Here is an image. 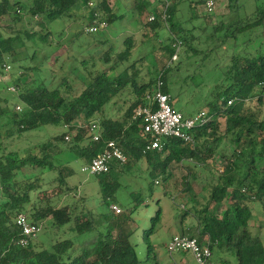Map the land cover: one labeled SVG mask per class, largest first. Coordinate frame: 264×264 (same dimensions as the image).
Here are the masks:
<instances>
[{"label": "trees", "instance_id": "1", "mask_svg": "<svg viewBox=\"0 0 264 264\" xmlns=\"http://www.w3.org/2000/svg\"><path fill=\"white\" fill-rule=\"evenodd\" d=\"M169 1L165 20L157 15L162 2L134 0L130 8L136 13V30L143 33L142 39L159 38L161 29L169 32L168 44L158 48L160 56L171 60L176 53L173 46L179 43V50L184 47L185 53L191 56H218L221 47L231 52L225 55L230 58L219 71L220 81L214 99L199 111H206L208 123L192 132V145L165 139L161 153H142L147 137L140 135L141 123L133 120V110L146 105L145 96L155 89L158 79L163 82L160 91L165 95L170 92L166 70H155V77L143 83L141 73L147 66L145 58L128 63L136 46L133 36L126 37L117 52H113L112 47L100 55L104 68L95 69L93 64L95 70L88 72L86 78L65 77L51 90L36 84L27 75L37 68L23 67L14 79V92L7 89L17 103L9 108L7 101L0 97V130L6 133L5 139L13 132L23 135L45 127L62 128V132L35 147L0 157V264H162L159 244L151 240L162 220L159 201L155 202L158 207L147 231L139 226L138 210L142 206L148 209L146 198H141L140 194H130L134 198L132 207L123 214H113L109 210L110 218L92 212L76 214L72 205L58 203L71 190L65 185L67 176L73 173L69 165L74 161H80L83 167L90 164L109 141L116 143L127 161L124 165L111 164L109 173L97 176L107 207L112 205L110 201L118 188V178L144 160L150 179L149 196L160 179L164 187L171 185L164 192L170 196L172 205L186 207L181 210L180 220L183 222L187 218L190 222L186 226L182 223L179 236L195 239L200 248H208L210 253L215 247L224 250L237 264H264V241L250 231L252 202L261 207L264 216V5L239 17L235 12L242 5H237V0H215L214 12L206 14L210 16L207 22L213 26L212 32L200 39V36H188L190 31L182 36L176 33L172 22L175 3L170 6ZM205 2L197 0L203 8ZM108 3L109 0L95 3L91 0H0V75H5L9 59L26 54L25 60H33L34 52L28 53L26 44L39 40L47 45L52 36L50 24L57 20H82L84 34L93 23L104 21L107 28L97 33H107L110 22L117 20L116 7ZM154 4H158L155 10ZM218 4H223L227 14L215 13ZM150 15L155 16L152 22L148 21ZM4 18L11 20V26H1ZM210 19L218 25L210 24ZM93 34L96 33L86 35ZM97 43L103 47L108 45L106 40ZM124 63L128 65L117 73L116 69ZM123 92L134 96L132 103L121 118L108 117L106 106ZM170 98V105L175 109ZM17 107L21 111H17ZM220 118L224 120V131L220 129ZM93 122L98 125L100 138L97 142L91 140L88 130ZM215 157L225 163L223 170L214 176L207 168ZM173 164L186 169L180 190L173 180ZM50 173H57V177L46 183L45 175ZM200 174L204 178L206 175L202 194L207 197L201 196L206 203L198 208L200 196L195 194L191 183H203ZM178 199L180 202L176 205ZM224 202L221 213L209 210L211 204ZM19 214L25 215L30 225L39 230L36 239L26 248L17 245L21 231L14 219ZM99 217L102 224L97 223ZM129 224L135 226L132 231H128ZM49 228L56 233L67 229L77 238L93 235L94 240L78 244L64 237L52 239ZM42 231L47 233V239L38 241ZM142 243L146 250L144 259L138 252Z\"/></svg>", "mask_w": 264, "mask_h": 264}, {"label": "rangeland", "instance_id": "2", "mask_svg": "<svg viewBox=\"0 0 264 264\" xmlns=\"http://www.w3.org/2000/svg\"><path fill=\"white\" fill-rule=\"evenodd\" d=\"M24 2V0H19ZM96 2L98 0H91ZM134 0H109L111 7L115 6L117 9L116 18L112 20L109 25L107 33L99 32L93 35L84 34V27L82 20H70L63 18L50 24V30L52 36L49 38L47 45L42 44L39 40L30 41L26 44L27 52L35 55L33 60L26 59V54L18 55L21 58L8 60L9 70H5V75H0V97L7 101L9 108H12L17 102L15 97L7 89L13 87L14 79H16L19 72H22L23 67H35V71L29 72L27 75L30 79L34 80L36 84L42 85L47 89H54L60 81L67 77L70 79H77L80 77H87L88 72L95 69L102 68L100 62L103 52L108 48L113 47V52L119 50L122 42L126 37L133 36L136 40V46L132 51V55L128 61L129 64L138 61L141 58H145L147 61L146 69L142 71V82L147 83L150 77H155L158 72L165 71L166 83L170 96L174 101V107L177 111L184 115L196 114L200 110L206 107V104L214 99V95L219 85V71L228 62L231 54L229 51H225L223 47L218 50V56H191L186 54V49L182 47L179 50V55L175 61L168 60L165 56H160L158 50L159 46L166 45L169 42V32L165 29L158 31L159 38H151L144 40L143 33L137 29L136 13L131 11L132 2ZM169 1V0H168ZM175 3V13L173 18V24L176 28V33L179 36L188 34V36L204 38L212 32V25H208V18L203 6L197 3V0H171ZM157 2V1H156ZM158 3V2H157ZM171 6V2L169 1ZM163 5V4H162ZM237 5H242L240 10H236L239 17L244 16L255 11L258 6L264 5V0H237ZM223 4L219 5L215 13L227 14L226 9H223ZM235 14L233 16H235ZM212 16V15H211ZM143 15L141 17L144 18ZM210 24H215L214 19H210ZM218 24H215V27ZM1 26L7 28L11 26V20L4 18L1 20ZM38 31V29H34ZM180 30H183L182 33ZM177 35V36H178ZM264 35V34H262ZM187 36V35H186ZM199 39V40H200ZM106 40L108 45L103 47L97 41ZM112 45V46H111ZM223 48V49H222ZM189 55V56H187ZM17 56V55H16ZM94 57L97 58L96 63ZM115 56H113V59ZM100 63H97V62ZM113 61V60H112ZM111 62L110 64H112ZM95 66V69L93 67ZM128 64L124 63L119 65L116 69L117 73L123 71ZM86 67V69H84ZM6 68V67H5ZM104 68V67H103ZM26 78V76H25ZM141 83V82H138ZM133 95H129L125 92L117 100H114L106 106L107 115L110 118H121L124 111L132 103ZM255 104H253L254 106ZM122 108V109H120ZM220 129L224 131V120L219 119ZM1 126V125H0ZM62 132V128L45 127L40 131L28 132L23 135H17L13 132L12 136L5 139L6 133L0 130V157L14 152H21L38 144L45 142L49 137L59 135ZM224 161L217 159L216 157L209 162L207 170L216 175L223 170ZM69 167L73 170L71 176H67L65 185L71 190L58 200L60 205H72L75 213H89L97 214V216L105 215L110 218L112 214L109 212L107 203L103 201L102 187L99 184L97 176L90 175L83 171V164L80 161L72 162ZM186 169L179 167L176 164L172 166L173 180L177 183L176 188L181 189L180 183ZM208 174V173H207ZM64 175H67L65 173ZM213 176V175H212ZM57 173H50L45 175L47 181L56 179ZM200 181L203 183H191L196 195L198 197V208L205 204L206 201L201 196H206L202 191V187L205 185L204 175L200 174ZM214 178V177H213ZM214 182V181H213ZM118 188L114 192V197L110 203L117 206L121 213L129 210L132 207L134 198L130 197V194L139 195L141 198H146L148 209L145 210L142 206L138 210L140 216V225L142 230H149L152 223V219L155 217L157 210L156 201H159L160 208L163 211L162 220L156 226L155 235L151 237V240L159 244L158 255L162 264H197L190 254L176 253L172 257L167 253L165 246L170 243V240L175 235H180L182 229L181 225H188L190 220L185 219L183 222L180 220L181 210H185L186 207L180 205L175 207L170 201V196H166L164 190L169 189L170 186H163L162 180L158 179L153 187V193L151 197L148 194L147 186L150 183L148 176L147 165L144 160L138 161L131 170L123 177H119L116 181ZM169 184V183H168ZM65 186V187H66ZM207 197V196H206ZM1 200V199H0ZM1 202V201H0ZM180 200H176V205H179ZM226 202L220 205L211 204L209 210L217 211L221 213L225 208ZM251 209L253 210L252 224L250 231L253 235H258L264 241V216H262L261 207L252 202ZM74 213V214H75ZM114 214V213H113ZM101 217L97 219V223L102 224ZM128 231H132L135 226L129 224ZM51 233V237L59 239H70L73 242H93V235H85L82 237H75L74 234L69 233L67 229L56 233L55 231L48 229ZM68 231V232H67ZM64 237V238H63ZM47 239V233L42 231L38 235V241H45ZM81 245H79V248ZM90 245H88V248ZM79 248H75L78 252ZM141 259L145 258L146 250L145 245L142 243L139 247ZM207 264H237L236 259L228 252L213 248Z\"/></svg>", "mask_w": 264, "mask_h": 264}, {"label": "built area", "instance_id": "3", "mask_svg": "<svg viewBox=\"0 0 264 264\" xmlns=\"http://www.w3.org/2000/svg\"><path fill=\"white\" fill-rule=\"evenodd\" d=\"M155 1L163 3V5L158 7L157 15L162 20H165L167 17L168 1ZM215 7V0H206L204 11L206 14H212ZM154 20L155 16L150 15L148 21L152 22ZM106 28L107 24L104 21H99L93 23L91 27L86 28L85 33H97ZM179 46L180 43L177 44V47L175 45L173 46L176 49V53L171 58L172 62L177 59ZM5 70H9V67H6ZM162 85V80L158 79L155 89L145 96L146 105H139L133 110V120L140 121V133L143 137H147L142 152L143 154L150 152L161 153L164 149L163 140L165 139H175L184 144L192 145V132L197 128L205 126L209 121L206 111H201L195 115L186 117L173 109L170 105V96L160 91ZM9 91L14 92L13 87L9 88ZM228 104L230 105V103ZM16 110L21 111V108L17 107ZM88 130L91 135V140L97 142L100 138L98 135V125L94 122L90 123ZM66 140L69 141V138H66ZM126 161V157L116 143L109 141L106 143L102 152L93 158L90 164L83 167V171L93 176H101L109 173L111 164L124 165ZM110 210L115 214H120L121 212L115 205H111ZM14 223L21 231V238L17 245L21 248L28 247L36 239L39 231L38 228L30 225L27 217L23 214L16 216ZM166 250L169 254H190L197 264H205L211 255L208 248H200L195 239H189L179 235L171 239L170 243L166 245Z\"/></svg>", "mask_w": 264, "mask_h": 264}, {"label": "crops", "instance_id": "4", "mask_svg": "<svg viewBox=\"0 0 264 264\" xmlns=\"http://www.w3.org/2000/svg\"><path fill=\"white\" fill-rule=\"evenodd\" d=\"M171 3H173L172 1H170ZM157 5L158 4H154V6H153V8H154V10L156 9V7H157ZM111 7V6H110ZM114 7V6H113ZM157 11H158V9H157ZM170 96V95H169ZM198 113V112H197ZM196 113V114H197ZM192 115H195V114H188V115H184V116H186V117H188V116H192ZM218 122H219V120H218ZM221 123V122H220ZM139 133H140V131H139ZM140 135H141V133H140ZM142 136V135H141ZM147 165V164H146ZM147 169H148V167H147ZM148 171V170H147ZM181 227H183V225H181Z\"/></svg>", "mask_w": 264, "mask_h": 264}, {"label": "clouds", "instance_id": "5", "mask_svg": "<svg viewBox=\"0 0 264 264\" xmlns=\"http://www.w3.org/2000/svg\"><path fill=\"white\" fill-rule=\"evenodd\" d=\"M203 111H205V110H203ZM112 205H114V204H112ZM111 206V205H110ZM109 210H110V207H109ZM111 211V210H110ZM121 211V210H120ZM121 213V212H120ZM115 214V213H114ZM176 236V235H175ZM174 237V236H173ZM165 248H166V246H165ZM167 251V250H166ZM168 253V252H167ZM169 254V253H168ZM176 254V253H175ZM169 255H173V254H169Z\"/></svg>", "mask_w": 264, "mask_h": 264}]
</instances>
